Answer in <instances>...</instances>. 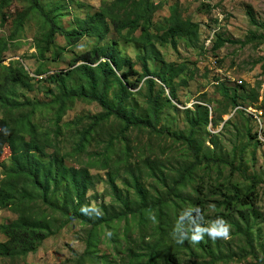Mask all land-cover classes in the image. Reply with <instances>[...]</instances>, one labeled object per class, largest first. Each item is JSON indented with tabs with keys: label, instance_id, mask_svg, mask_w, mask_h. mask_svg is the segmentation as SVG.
<instances>
[{
	"label": "trees",
	"instance_id": "trees-1",
	"mask_svg": "<svg viewBox=\"0 0 264 264\" xmlns=\"http://www.w3.org/2000/svg\"><path fill=\"white\" fill-rule=\"evenodd\" d=\"M30 1V11L19 18L18 27L10 38L0 39V107L4 113L0 119L3 130L0 133V159L7 147L12 154L11 165L5 164L4 171L0 174V211L9 209L18 215L11 223L0 225V234L7 239L0 244V263L17 264L25 261L30 254L39 250L47 238L56 235L70 222L79 220L92 226L87 238V248L77 256L75 264H117L107 257L98 256L91 247L99 240L98 229L101 226L111 227L115 219V223L126 219L127 239L132 237L135 243L138 241L144 243L147 237L158 236L153 246L146 242L149 249L145 254L146 261L144 257L134 252L135 259L131 260L130 264L162 262L177 264V253L171 249L173 245H179L173 236L174 228L179 234L187 225L195 227L199 224L206 227L203 182L198 183L194 173L196 167L201 165L199 162L201 149L198 145L200 141L196 133L202 126L218 125V117L223 119L222 116L231 111L226 109L214 117L216 108L211 102L200 101L194 104V108L187 109L192 123V130L188 135L174 133L163 126L159 127L158 117L161 109L173 105L175 99H178L177 87L188 84V77H193V73L177 80L188 71V62L166 60L157 43H169L174 49H178V44L182 40L187 46L197 47L200 42L199 23L184 16L177 0L169 6L167 25L163 27L157 25L155 30H152L153 16L163 6L162 1L110 0L102 1L97 8L91 5V11L78 18L74 26L65 27L57 21L61 14L60 5L48 9L49 0ZM6 3L7 0L0 1V13L4 12ZM35 11L40 12L46 19L47 35L44 44L39 45L41 56L46 57V52L51 50L50 47L54 49V46L56 47L53 50L54 59L64 52L66 46L55 42L57 33L65 37L68 46L77 44L84 36L93 39L88 49L76 53L68 69L50 75L58 83L59 89L52 100L56 105L54 130L43 128L36 120V115L45 102L22 96V89H34L36 78L21 60L5 63V51L10 48V41L20 37L25 29L27 17ZM249 13L252 21L256 23L253 8ZM110 32H115L125 41L140 46L141 50L138 51L136 59L142 64V71L135 68L136 62L121 50L118 41L115 39L105 41ZM238 41L218 34L213 48L219 49L227 42ZM151 60L159 62L158 69L150 67ZM36 73L48 74L43 68ZM141 82L145 83L143 95L146 97L143 112L139 111L140 104L135 100V95L140 90L134 91ZM112 87H116L114 100L109 97ZM222 88L231 100L232 111L239 106H245L246 109L261 108L240 100L241 94L238 90L231 93L233 89L224 83ZM259 98L258 90L253 89V99ZM77 100L97 102L102 107V111L97 114L78 116L67 122L68 126L78 127L89 119V124L77 132L78 139L75 144L77 152H84L92 139H98L99 136L95 134L103 130L111 117H115L121 123L117 134L119 147L115 148V137H111L106 148L107 154L102 160L105 169H108L107 181L115 190L121 205L115 216L108 213H103V216L101 212L94 214L95 208L91 207L88 191L95 187L97 176L91 172L89 166L68 165L66 156L70 153H63L57 140L62 129V118ZM235 116L236 118L245 116L250 124L251 122L256 124V120L245 109L239 108ZM231 122L230 118L226 124ZM135 129L141 131L146 129L162 138L172 135L176 141L183 139L188 144L187 150L193 152L195 162L173 170L169 165L172 164V159L162 156L166 153L167 146L160 145L157 150L153 142H148L143 147L133 145L130 132ZM248 133L251 140L261 142L256 128L251 127ZM217 135L218 133L213 134L214 139ZM50 149L53 151L50 152ZM114 156L117 160H114ZM133 157L136 158L134 163L131 161ZM203 160L208 163L217 162L219 165L228 164L223 158L204 156ZM121 162L125 163L126 172L131 177L129 179H132V185L138 193L136 207L133 201L116 192L114 171ZM219 173L222 175V168L219 169ZM149 176L157 178L167 189L155 200H149V190L144 183L145 178ZM188 187H191V190H188ZM251 192L248 190L242 195L237 189L229 198L223 199L219 203L223 209L218 211V216L229 218L232 212L239 211L248 227L250 219L246 213L253 207ZM83 208H86L85 211H82ZM130 217L133 219V225L137 226L138 236L135 239L128 232L131 229ZM150 219H156L157 225L151 227ZM236 227L239 228V225ZM150 228L153 230L152 233H149ZM112 235L109 230L107 236L115 239ZM188 241L189 239H185L183 242ZM119 245L117 248L120 249L122 242H119Z\"/></svg>",
	"mask_w": 264,
	"mask_h": 264
},
{
	"label": "rangeland",
	"instance_id": "rangeland-1",
	"mask_svg": "<svg viewBox=\"0 0 264 264\" xmlns=\"http://www.w3.org/2000/svg\"><path fill=\"white\" fill-rule=\"evenodd\" d=\"M7 1L4 12L0 13V39L10 38L18 27L19 18L29 12L31 8L30 0ZM102 1L110 0H49L47 7L49 9L52 6L60 5L61 14L57 18L58 23L60 22L65 27H72L78 18L84 17L88 11H91L92 6L99 7ZM157 1H162L163 6L153 16L152 30H155L157 25L162 27L167 25L166 18L170 14L169 6L177 0ZM178 1L184 16L199 23L200 42L197 47H192L187 46L181 40L178 49H174L169 43H157L166 60L188 62V71L179 76L177 80L193 73V77H188V84L177 87L178 99H175L173 105H167L161 109L158 117L159 127L163 126L174 133L188 135L192 130V123L189 120L187 109L194 108V104L200 101L211 102L212 106L216 108L214 117L226 109L231 111L224 114L223 119L218 117V125L202 126L196 133L200 141L198 145L201 149L199 158L201 165L196 167L194 172L196 181L200 184L203 182V199L207 215L204 220L206 227L210 226L215 219L222 217L229 224L230 232L228 238L218 237L216 239L205 233L198 243H193L189 239L188 242L179 243L177 246L173 245L171 249L177 253V264H264V141L259 143L250 139L248 131L251 127L257 129V125L254 122L250 124L245 116L236 118L235 109L233 111L231 109V100L222 88L224 83L233 89L231 93L234 90L240 92V100L261 107L259 110L263 112L261 121L264 129V0ZM251 8H253L257 19L256 23L251 19L249 13ZM45 22L46 19L40 12L35 11L29 14L24 31L21 32L18 39L10 41V48L5 51V63L10 64L12 60H21L26 68L35 74L39 69L47 70L48 74L45 75V79L40 78L34 81L33 90L22 89L21 93L24 98L31 97L45 102L40 107L36 120L41 123L43 128L54 130L56 105L52 100L59 89L58 83L50 75L68 69L76 53L88 49L93 39L84 36L77 44L68 46L65 37L57 33L55 42L66 46L64 52L54 59L53 50L56 49L54 46V49L50 47L51 50L46 52V57L41 56L39 45L44 44L47 35ZM218 34H222L224 38H234L239 41L227 42L219 49L213 48ZM210 38L213 40L212 43ZM114 39L118 41L121 50L136 62L135 68L142 71V64L136 59L138 51L141 50L140 46L125 41L115 32H110L105 41ZM206 45L208 49L203 47ZM215 60H220V62L217 64ZM149 64L154 70L159 68L157 61L151 60ZM131 78L134 79V76ZM239 80L243 82L240 83ZM253 89L258 90L259 100L253 99ZM115 90L116 87H112L110 90L111 100H114ZM139 90L140 92L135 95V100L140 104L139 111L143 112L146 107V97L143 95L145 93L144 82L134 89L137 92ZM245 95H250V97H244ZM101 111L102 107L97 102L75 101L62 118V129L57 140L62 152L70 153L69 156H66L68 165L89 166L91 172L96 174L95 187L88 191L91 207L95 208L94 214L97 215L101 212L103 216V213L117 215L121 205L115 195V190L107 181L109 180L108 169H105L102 160L107 154L106 148L111 137H115V148L119 147L117 134L121 128L120 121L111 117L103 130L95 134V136H99L98 139H92L82 153L75 150L78 139L77 132L89 124V119H86L78 127L67 125V122L78 116L93 115ZM3 116L4 113L0 107V119ZM230 118L232 122L226 124ZM1 132L3 130L0 126ZM217 133L218 135L214 139L213 134ZM130 139L133 145L141 147L148 142H153L157 150L160 145L167 146V151L162 156L172 159V164L169 165L175 171L181 166L193 164L196 160L193 152L190 153L187 150V142L183 139L176 141L172 135L162 138L151 134L146 129L142 131L135 129L130 132ZM52 151L50 149V152ZM204 156L223 158L228 164L208 163L203 160ZM114 160H117L116 156H114ZM131 161L134 163L136 158L133 157ZM11 163L12 154L7 147L0 159V174L4 171V165H11ZM115 168L116 192L133 201L134 207H136L139 196L132 185V179H129L130 175L126 172L125 163L121 162ZM220 168H222V175L219 173ZM173 175L177 174L173 173ZM144 183L146 189L149 190V200L158 199V195H162L167 190L165 185L153 176L145 178ZM187 189L191 190V187ZM237 189L242 195L248 190L252 191L253 207L246 213L250 219L248 227L239 211L232 212L229 218L217 214L223 209L219 203L223 199L229 198ZM111 205L113 206L110 207ZM17 217L18 215L9 209L2 210L0 211V225L5 226ZM130 219L132 220L130 221L131 229L128 232L135 239L138 236L137 226L133 225L131 217ZM115 220L111 227L101 226L98 229L99 240L91 247V250H94L102 258L107 257L114 260L117 264H130L131 260L135 259L134 252L144 257L146 261L145 254L149 250L146 242L153 246L158 236L147 237L144 243L140 241L135 243L132 237L127 239L125 235L127 220L123 219L120 223H115ZM149 222L151 227L157 225L156 219H150ZM237 224L239 228L236 227ZM91 226V224H85L79 220L70 222L56 235L47 238L37 252H33L25 261L17 264H75L77 256L87 248V238ZM109 230L115 239H110V236H107ZM149 231V233L153 232L151 228ZM6 240L5 236L0 234V244ZM119 242H122L120 249L117 248L120 246ZM161 264L175 263L162 262Z\"/></svg>",
	"mask_w": 264,
	"mask_h": 264
},
{
	"label": "clouds",
	"instance_id": "clouds-1",
	"mask_svg": "<svg viewBox=\"0 0 264 264\" xmlns=\"http://www.w3.org/2000/svg\"><path fill=\"white\" fill-rule=\"evenodd\" d=\"M85 209L86 208H83L82 211H85ZM189 232L191 233L190 236ZM229 232V224L222 217H219L212 221L208 227H202L199 224H196L195 227L187 225L184 230L180 231L179 234H177L176 228H174L173 236L179 243H182L185 239H190L191 242L198 243L203 238L205 233H207V235L211 238L216 239L218 237L228 238Z\"/></svg>",
	"mask_w": 264,
	"mask_h": 264
},
{
	"label": "built area",
	"instance_id": "built-area-1",
	"mask_svg": "<svg viewBox=\"0 0 264 264\" xmlns=\"http://www.w3.org/2000/svg\"><path fill=\"white\" fill-rule=\"evenodd\" d=\"M210 42L211 43L213 42V40H211V38H210ZM208 45H210V44H208ZM205 47H206V49H208L207 45ZM218 62H219V60L216 61L217 64H218ZM31 75L33 77H35L36 79H40V78L45 79L46 73H44V74H35V73L31 72ZM239 82L242 83L243 81L239 80ZM239 108H242L243 110L244 109L247 110V112H249L252 115V117L256 120V124H257V129L256 130L258 132V138L263 142L264 141V135H263L264 134V129H263L262 121H261V115L263 114V112L260 111L258 108H254V107H250V108L246 109L245 106H239V107L235 108V112Z\"/></svg>",
	"mask_w": 264,
	"mask_h": 264
}]
</instances>
